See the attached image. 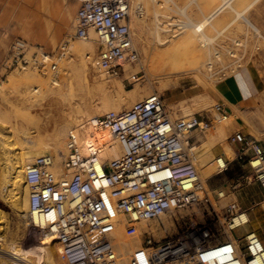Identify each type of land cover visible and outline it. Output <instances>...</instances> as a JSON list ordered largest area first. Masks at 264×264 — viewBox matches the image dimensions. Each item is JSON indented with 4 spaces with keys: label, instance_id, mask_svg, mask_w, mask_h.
I'll list each match as a JSON object with an SVG mask.
<instances>
[{
    "label": "built area",
    "instance_id": "obj_1",
    "mask_svg": "<svg viewBox=\"0 0 264 264\" xmlns=\"http://www.w3.org/2000/svg\"><path fill=\"white\" fill-rule=\"evenodd\" d=\"M76 1L74 35L87 38L94 32L97 37L92 65L110 76L125 73L138 60L130 26L132 0ZM66 43L55 51L38 47L29 60L27 43L17 38L11 64L16 68L31 61L39 70L55 69L53 59L65 53ZM212 61L214 66L215 55ZM139 78L136 71L128 80ZM215 107L221 115L228 113L219 102ZM205 125L202 115L173 118L161 95L153 93L129 108L72 126L58 169L52 154L23 167L30 187L29 219L53 213L45 227L32 223L44 240L53 236L65 264H258L252 261L264 258V243L256 231L234 234L248 223L247 210L236 199L224 202L225 192L208 189L199 175L190 132ZM102 129L109 131L108 139H100ZM111 141L122 143L124 150L115 158H101V148ZM228 141L233 159L249 169L233 188L241 181H258L264 188V142L241 130ZM216 157L223 160L219 170L226 168L228 159ZM161 169L168 172L154 177ZM118 226L126 237H138L140 246L116 242ZM228 246L235 250L226 251ZM234 256L243 262L231 263Z\"/></svg>",
    "mask_w": 264,
    "mask_h": 264
},
{
    "label": "rangeland",
    "instance_id": "obj_2",
    "mask_svg": "<svg viewBox=\"0 0 264 264\" xmlns=\"http://www.w3.org/2000/svg\"><path fill=\"white\" fill-rule=\"evenodd\" d=\"M221 1L132 0L130 26L133 42L138 51V60L128 65V69L123 74L110 76L104 73L92 65V60L97 53L96 37L95 42L92 41L94 49L84 55L87 76L83 77L81 72L70 68L71 65L80 67L82 64V54L74 51L72 44L88 40V38L74 35L73 18L77 7L75 0H23L22 14L19 19H10V14H8L5 40L1 42L0 48V146L6 143L5 148L9 149L2 148L14 161L20 156V152L24 154L26 149L24 142H21L20 138L16 139L13 134L14 130L22 128L32 130L33 134L31 133L29 142L33 141L36 145L43 146L51 142L55 129L63 124L64 118L70 113L81 116L77 118L76 123L78 124L94 115L104 114L99 100L100 87L103 82L113 95L119 94L117 96L122 102L119 111L131 107L144 97L157 93L163 98L173 118H190L195 115L200 119L202 115L207 120V125L203 128H193L190 132L191 140L195 144L196 166L201 177V167L215 161L220 153L219 150L222 149L228 159L233 157V147L228 141V136L232 132L241 130L264 142V87L247 107L233 108L232 111H228V113L236 112V114L225 127L224 134L219 136L216 142L210 143L205 140L211 133L216 132V126L222 120L230 117L227 113L228 116L218 119L222 115L215 107L218 102L215 97L216 84L244 64H249L260 76L264 77V0H230V4L236 9H242L250 4L244 14L259 28V33L249 27L241 17H237L234 11L227 8L213 21V26L208 25L204 30L209 38L212 37L206 45H201L196 34H193L194 39H184L191 28L183 27L182 24L200 19L203 14ZM131 17H135L134 20ZM17 38L27 43L25 58L29 60L33 52L40 49L38 47L55 51L64 41H67V45L65 53L53 59L56 61L55 69L47 66L39 70L31 61L15 68V65L11 64L10 49L11 44ZM215 50L219 52L220 58L212 70H209L206 62L210 57L213 58ZM228 50L233 53H228ZM161 63L165 65L173 63L180 65V68L193 64L194 69L188 73L170 72L169 70L166 73H160ZM136 71L140 76L139 80L129 81V74ZM25 75H27L28 84L40 87V91L31 90L30 95L32 96L28 100L23 94L25 85L22 80L25 79ZM21 77V80L11 82V78ZM51 77L59 81L57 87L60 89L56 88L55 94L49 93L45 86V81ZM161 81L169 84L168 89L160 87ZM41 82L44 84L42 85ZM119 86H122V91H119ZM44 90L47 92L43 93ZM201 98L206 99V105H209L203 106V101L199 100ZM194 99H197L198 103H195ZM4 137L10 139L4 140ZM64 140L66 142V138ZM50 151L53 157L56 156L54 150L50 149ZM39 155L33 156L30 160L23 157L22 167ZM62 159L54 160L55 169L60 167ZM218 171L219 167L211 176L205 179L202 177L205 186L210 190H223L226 194L223 198L224 202L236 199L233 194L228 193L226 187L231 186V178H239L241 173L248 172V167L231 162L225 174L217 173ZM3 183L1 182L0 186L3 187L4 192L1 191L2 188L0 192L8 198L5 194L7 193L5 182ZM24 184L27 189L26 199L29 202L30 187L25 181ZM11 207L10 202L0 197V235H4V243H0V264H40V256L43 254L42 259H44V253L48 254L47 250L55 245L52 242L44 243L41 228L33 225L27 214L22 216L20 212L18 213L15 208ZM165 222L168 221L165 220ZM115 239L116 242L121 241L116 234ZM135 241L136 239H130L126 243L131 248L140 246V239L138 242ZM13 247L24 248L27 252L24 256H15L10 252ZM230 248L233 247H226L228 250ZM59 251L53 252L54 264L63 262Z\"/></svg>",
    "mask_w": 264,
    "mask_h": 264
},
{
    "label": "bare ground",
    "instance_id": "obj_3",
    "mask_svg": "<svg viewBox=\"0 0 264 264\" xmlns=\"http://www.w3.org/2000/svg\"><path fill=\"white\" fill-rule=\"evenodd\" d=\"M231 2L230 1H223L217 5H215V7L213 9H210L206 14H203V16L200 18V19H196L195 21H190V22H184L182 24L183 27H190L191 28V31L190 32H187V34L189 35H186L185 38H193L194 39V35L193 34H196L198 37H199V40L201 41V45H206L208 42H210V38L208 37V35L204 32V30L207 28L208 25H211L212 19L217 18L218 14H220L221 12H223V10L226 8V7H229L231 9H234L235 11V14L237 15V17H241L243 19V21L249 26L251 27L256 33H259V29L253 24L250 22V19H248V17L246 16V14H244L245 10H247L248 6L247 7H244L242 9H236V7H234L233 5L230 4ZM229 5V6H228ZM133 14V13H132ZM135 18V17H133ZM131 17V19H133ZM134 20V19H133ZM232 22V21H231ZM212 26V25H211ZM176 35V34H175ZM184 35V36H185ZM88 40L87 42H80L78 44H72V48L74 51H77L79 53H81V59H82V64L80 67H76V65H71L70 68L77 72H81L82 76L84 77V75L87 76V73L85 72L86 68H85V63H84V55H87V53L89 51H92L94 49V45L92 44V41L96 40V34L94 32H91V35L89 37H87ZM187 39V40H189ZM191 39V40H193ZM167 41V40H166ZM199 41V42H200ZM164 42V41H163ZM162 42V43H163ZM240 43V42H239ZM70 48V47H69ZM78 53V54H79ZM228 53H233L231 50H228ZM215 57H216V62L218 61V59L220 58V54L217 50L214 51V54ZM69 61V60H68ZM162 64V63H161ZM213 64L214 62L212 61V58L210 57L207 62H206V65H207V68L209 70H212L213 68ZM193 64H190V66H184L182 68H180V65H175V64H170V65H165L164 63L162 65H160L159 67V72L160 73H163V72H167V70H169L170 72H173V71H176V72H189L191 70L194 69V67H192ZM69 66V64H68ZM179 67V68H178ZM174 69V70H173ZM25 79L27 78V75L24 76ZM21 78H18V79H14V78H11V82H14V81H18V80H21ZM22 80V83L25 85L24 87V98L28 100V98H31L32 95V92L31 90H35V91H40V87H37L36 85H30L28 84L29 81H28V78L27 80ZM35 79V78H34ZM42 79V78H41ZM31 82V81H30ZM40 82V81H39ZM167 82V81H166ZM32 83V82H31ZM160 87L164 88V89H168V86L169 84L168 83H164L163 81L160 82ZM40 84V83H39ZM41 84L43 85L44 83L41 82ZM57 85H59V81L57 79H55L54 77H51L50 79H48V81L46 80L45 81V86L47 87V91L49 93H52V94H55L56 91H54L56 88L57 90H59L60 88L57 87ZM41 86V85H40ZM44 86H42L43 88ZM45 87V88H46ZM50 88V89H49ZM101 94H100V97H99V100H100V107L102 108V110L104 111L103 113H116L119 111V108L121 107V99L119 98V95L118 93L115 95L112 94V92H110L107 88L108 86L105 84V82H103V84L101 85ZM130 90V89H129ZM34 91V92H35ZM42 91V90H41ZM45 92L43 93H46L47 91L44 90ZM119 91H122V86H119ZM126 91V90H125ZM28 95V96H26ZM34 95V93H33ZM61 95V94H60ZM62 96V95H61ZM35 97V96H34ZM203 106H205L207 104V101L206 99H199ZM194 102L195 103H198V100L197 99H194ZM209 105V104H208ZM206 105V106H208ZM202 108V107H201ZM204 108V107H203ZM185 110V108L183 109ZM187 111V109H186ZM184 112V111H183ZM87 113V112H86ZM80 114V113H79ZM100 114V113H99ZM236 112L230 114V117L227 119V120H222L217 126H216V132L215 133H211L209 135L208 138H206L205 140L210 142V143H214L216 142L217 138L219 136H222L224 134V131H225V127L227 126V124L233 119V115H235ZM229 115V113H228ZM228 115H222V116H219V120L222 119V118H225L226 116ZM96 116V115H94ZM92 116V117H94ZM190 116V115H189ZM81 117L80 115H76V114H69L67 115V117H65L64 119V122L63 124L55 129V132L53 133L52 137H51V142L46 144V145H43V146H38L36 145L33 141H30L29 142V138H31V133L33 132L32 130L28 129V128H22V129H16L14 130V133L15 136H16V139H21V142H24L23 145L25 144L26 146V149L24 150V154L22 152H20V156H18L14 161H12V157H9L8 154H6V152L4 151L3 148H5V144L6 143H2V146H0V184L1 182H5V193L7 195L8 198H6V196H4V193L2 194L0 192V197H2L3 200H6L7 202H10L13 209L15 208L18 213L20 212V215L22 216H26L27 214V217L29 219V214H28V210H29V202L27 201L26 199V185L24 184V173H23V157L24 159H27V160H30V158L32 159V157L40 154V155H43V154H51L52 152L50 151V149L54 150L56 156H54L56 159L54 160H57L59 161V158H63L64 155L66 154V142H65V138L67 137V131L69 130V128H71L72 126H77L78 123H76L77 121V118ZM90 117V118H92ZM88 118V119H90ZM86 119V120H88ZM1 122V121H0ZM8 122V121H7ZM199 127H201L203 125V122L200 121L199 123ZM2 126V125H1ZM10 127V126H9ZM14 127H15V124H14ZM2 130V129H1ZM32 131V132H31ZM33 134V133H32ZM9 135V134H8ZM11 135V134H10ZM5 136V134H4ZM12 136V135H11ZM87 135H85L84 137L86 138ZM10 137V136H9ZM8 137V138H9ZM13 137V136H12ZM11 137V138H12ZM88 137V136H87ZM99 137L100 139H108L109 137V131L107 129H102L100 131V134H99ZM3 138V137H2ZM8 138L5 139L4 137V140H7ZM10 139V138H9ZM10 141V140H9ZM16 141V140H15ZM2 142V140H1ZM14 142V141H13ZM11 143V142H10ZM117 143V144H116ZM1 144V143H0ZM14 144V143H13ZM11 144V145H13ZM9 145V144H8ZM15 145V144H14ZM3 147V148H2ZM7 147V146H6ZM9 147H11L9 145ZM17 147V146H16ZM14 148V146H13ZM18 148V147H17ZM21 148V147H20ZM5 149H9V148H5ZM12 149V148H11ZM10 149V150H11ZM15 149V148H14ZM9 150V151H10ZM124 150V145L118 141H111L109 144H106L105 146H103V148H101V151H100V157L101 158H115L117 157L119 154H121V152ZM17 151V150H16ZM23 151V150H22ZM8 152V150H7ZM40 152H44L43 154H41ZM51 152V153H50ZM24 155H22V154ZM16 154V153H15ZM18 155V154H17ZM22 155V156H21ZM25 161V160H24ZM208 161V160H207ZM55 162V161H54ZM223 165V160L220 158V157H217L215 159V161H211L209 162L208 164H204L202 167H201V174H202V177L205 179L206 177H209L211 176L213 173H215L216 171V168L220 167ZM97 167L99 169H101V162H99V164L97 165ZM168 172L167 169H161L159 171H157L153 176L154 177H158V176H161V175H164ZM8 179H7V178ZM201 177V176H200ZM201 177V178H202ZM4 184V183H3ZM9 186V188H8ZM2 188V192H4V189L2 186H0V189ZM3 196H2V195ZM10 198V199H9ZM9 204V203H8ZM10 205V204H9ZM11 207V208H12ZM26 207V208H25ZM15 210V211H16ZM16 211V212H17ZM27 213H23V212H26ZM53 213H48L47 215V218L46 217H36L34 216L33 217V222L34 224H39L40 226L42 227H45L49 220L53 217ZM3 217V216H2ZM246 218L245 215L242 216V219ZM1 220V219H0ZM4 220V219H3ZM28 221V220H27ZM141 225L140 226H143L144 227V223H140ZM3 227V226H2ZM6 227V226H5ZM116 236H118L121 240H126L125 242L127 241H130V238L126 237L125 234L123 233V229L122 227L118 226L116 232H115ZM133 239H136L135 242H138V237L136 238H133ZM138 239V240H137ZM123 240V241H124ZM44 243H51L54 244L55 246H53L51 249V251L47 250L48 254L44 253L45 256H44V259H42L43 257V254L40 256L41 257V263L42 264H54V261H53V252L55 251H59V247L56 243V241L54 240L53 236H49L48 238H46L45 240H43ZM0 243H4V235L1 234L0 235ZM134 243V241H133ZM4 245V244H3ZM136 245H139L138 243H136ZM2 247V246H1ZM228 249H226L227 251ZM5 251V250H4ZM10 252L15 255V256H24L27 252L26 249L24 248H21V247H13ZM60 252V251H59ZM264 255V254H262ZM55 257V256H54ZM58 257V256H57ZM5 258V257H4ZM3 258V259H4ZM60 257H58L57 259H59ZM36 260L39 261V259L36 258ZM56 260V259H55ZM60 260V259H59ZM11 261V260H10ZM36 262V261H34ZM242 263L243 262V258L240 257V256H234V260L231 262V263ZM258 264H264V258L261 257H256L252 263H257ZM40 263V264H41ZM11 264V263H9ZM35 264V263H33ZM59 264V263H58ZM62 264H64L62 262Z\"/></svg>",
    "mask_w": 264,
    "mask_h": 264
},
{
    "label": "crops",
    "instance_id": "obj_4",
    "mask_svg": "<svg viewBox=\"0 0 264 264\" xmlns=\"http://www.w3.org/2000/svg\"><path fill=\"white\" fill-rule=\"evenodd\" d=\"M223 1L226 0H222L221 2ZM22 2L23 0H0V48L1 42L5 40L8 14H10V19H19L22 14ZM75 3L77 4L76 0ZM227 8L229 7H226L224 10ZM231 10L234 11V9ZM221 14H223V12L217 16ZM215 19L214 17L212 20ZM250 22L253 23L251 20ZM213 23L212 21V26L214 25ZM210 40H212V37H210ZM262 87H264V77L260 76L249 64H244L216 84L215 97L219 103L228 109V111H232L233 108L241 109L247 107L254 97L260 93ZM229 114L232 113L229 112ZM219 152V154H222L228 159L222 149L219 150ZM231 162L245 167L244 164H241L232 157L228 159L227 167L219 170L217 173L223 172V174H225V170L228 169ZM238 179L239 178H231V188L227 186L226 190L229 194L235 196L242 208L247 210L248 223L237 227L234 230V234L242 236L246 231L254 229L261 242L264 243V188H262L258 181L240 183L242 185H237L233 188L235 181Z\"/></svg>",
    "mask_w": 264,
    "mask_h": 264
}]
</instances>
